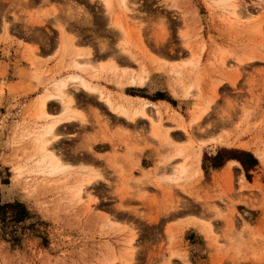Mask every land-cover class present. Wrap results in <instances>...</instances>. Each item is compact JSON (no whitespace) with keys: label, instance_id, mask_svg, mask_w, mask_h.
<instances>
[{"label":"rangeland","instance_id":"1","mask_svg":"<svg viewBox=\"0 0 264 264\" xmlns=\"http://www.w3.org/2000/svg\"><path fill=\"white\" fill-rule=\"evenodd\" d=\"M223 1L128 0L131 10L116 2L107 13L98 0H0V205L21 202L28 209L21 222L0 216V264H264V162L257 156L264 150V0H226L237 4V16ZM111 16L125 33L113 27ZM60 34L75 40L73 49L63 52ZM124 46L128 50L121 51ZM41 50L53 53V66ZM85 51H92L96 65L108 62L107 72L93 78L92 70H78L74 62ZM143 67L148 75L141 86L155 71L163 74L161 81L186 101L189 115L151 105L160 125L154 135L150 124L146 143L158 150L153 166L141 167L143 147L123 138L129 131L122 125L115 133L102 106L88 105L90 117L78 103L85 124L60 128L71 168L56 175L33 169L36 138L50 119L40 116V94L81 73L117 102L131 94V78ZM82 92L113 110L84 90L77 99ZM146 95L170 97L167 89ZM207 104L203 120L191 123ZM59 106L52 101L47 110L59 115ZM175 128L185 140L172 134ZM79 132L84 142L77 153L119 135L124 154L97 155L114 178L99 160L67 156L65 141ZM178 147L187 148L180 157L191 162L182 179L172 176L173 165L183 161L173 155ZM222 149L224 158L251 152L258 164L248 172L242 165L214 168ZM92 170L105 179L80 199L73 187ZM126 197L132 199L124 203Z\"/></svg>","mask_w":264,"mask_h":264},{"label":"bare ground","instance_id":"2","mask_svg":"<svg viewBox=\"0 0 264 264\" xmlns=\"http://www.w3.org/2000/svg\"><path fill=\"white\" fill-rule=\"evenodd\" d=\"M98 1L103 2L104 9L107 11V13L111 12V8L116 2H118V4L120 3L122 7H124V9L131 10V8L128 5V0H98ZM225 2L227 1L225 0L223 1V3L228 8L231 9L230 10L231 14L234 16H237L238 15L236 11L237 4L235 2H228V3H225ZM113 18L111 20L113 27L117 29L119 33H120V30H122V32L125 33L124 31L125 27L122 26L123 27L122 28L118 24L117 20ZM61 33H64V32H61ZM60 35H61L60 45H61L63 52L68 51L69 48L73 49L72 48L73 44H71L73 41L72 38L68 39L67 37L65 38L62 34ZM125 42L127 45V41ZM70 44L72 46H70ZM120 49L121 51L128 50L125 46ZM79 54H80L79 55L80 58L78 56V58L74 62V66L78 70H87V71L92 70L93 78L98 77V75L102 72H105V71L107 72V70L109 69L108 68L109 63L106 61H105L106 63L100 62L97 65L92 62V59H91L92 51L88 52L87 54L85 51L86 57H84V55H81V53ZM113 68L114 67H111V69ZM82 72H85V71H82ZM147 75H148V71L146 67H143L139 73L135 74L131 78V83L133 85L135 84L143 85L145 83ZM80 89L97 95L99 98L104 100V102L109 107H111L117 114L125 116L126 118H128L129 120L135 123H137V120L139 117L147 118V119L149 118L150 123L152 125V133L154 135L157 134L156 130L160 128V125L159 123L155 121V119L151 117L150 114H148V108L151 103H149L147 100H145L142 97H139L141 98V103L137 105L133 103V101L131 100L132 98L131 96V98L130 97H127V99L122 98V100L114 102L110 94L106 93L105 89L101 85L95 83L92 79L87 78L81 73L70 74L65 78L57 80L52 89L48 88L46 91H44V93L40 94L39 96L38 100H39L40 116L45 117L46 119L47 118H50V119L44 125L43 130L40 132L39 136L36 138L37 151L34 155L36 156L35 168L33 167L34 170L39 169V170L46 172L47 174L56 175V174L63 173L71 168L68 160L66 159L67 158L66 155L63 153L64 150L61 147V144L59 142V138L61 136L60 128L65 126V124L72 123L74 121L79 122L82 125L83 123L85 124L84 114L79 109L78 99H77V94H79L78 92L81 91ZM52 101H56V102L58 101V103L60 104L59 107H61V109H60L59 115H52L48 112L47 109L49 107V103H51ZM209 107H210L209 104L201 107L200 111L198 110L199 113L195 117H193V119L191 120V123H195V124L200 123L203 120V117L205 116ZM161 131H162V128H161ZM201 145H200V149L202 147ZM174 152L175 154L173 155L175 156L186 157L187 148L178 147L176 151ZM200 156H201V150L197 152L196 154L197 163H199L200 161ZM257 156L258 158H260V160L264 162V150L262 152H259ZM187 162L188 160L185 159L173 165L172 167L173 175L172 176H175L174 177L175 179H182L183 177L187 176L190 173L189 171L191 170H190L189 164L191 162L189 164ZM197 163L196 165H198ZM234 168H238V163L231 161L228 164L227 169L233 170ZM199 170H202V168ZM93 171L94 170H92L91 173L90 171H88L86 174H84L83 177H81V180L73 187V189H75L74 195L79 197L80 199L83 198L85 194L86 196L89 194V189H91L93 182L99 181L100 179L101 180L105 179L101 176V174L97 173V171H95L96 173ZM134 240H135V237L133 236V239L131 240L132 243Z\"/></svg>","mask_w":264,"mask_h":264},{"label":"crops","instance_id":"3","mask_svg":"<svg viewBox=\"0 0 264 264\" xmlns=\"http://www.w3.org/2000/svg\"><path fill=\"white\" fill-rule=\"evenodd\" d=\"M41 52H44V51L41 50ZM101 53H102L101 51H98L97 55L100 56ZM44 54H45V57H46L45 59H47L46 62L50 63V65L49 64L48 65L49 66H53V62L55 61V59L52 57L53 53L44 52ZM105 56H106V54H103V57H105ZM49 57H51V58H49ZM45 64H47V63H44V65ZM155 73L156 74H154V79L149 84H147L145 86H141L139 84H135V85H133L134 88L132 90L131 89L129 91L127 90L129 93H131L133 95L128 94L125 91H124L125 93H122L121 95L122 96H126V97H130V98L132 96L131 99H132V101H134L135 104H139V102H141V98H139L140 96H143L142 98H144V99L146 98L145 100H147L149 103H151L149 108H148V114L151 115V113H152L156 122H157L156 110L150 108L151 105H154V104L156 106H158V108H162V109H165L166 107L175 108L180 113H182L185 117H188L189 116L188 115V111H187L188 106H187L186 101L185 100L182 101L181 99L174 97L171 94V91H170L169 87L166 84L167 83V79H165L166 83L161 81V79H162V77L164 75L163 74H159L156 71H155ZM109 86L112 89H116L115 85H109ZM127 87H132V85L128 84L126 86V88ZM142 89H144V90H142ZM159 89H167L168 92H169L168 96H170V97H168V98L167 97L166 98H152V97H149V96L146 95V94H152V93H154L155 91H157ZM78 103L80 105V108L85 110L86 113L88 115H90V117H92L93 112H92L91 108L88 107V105H92V103H96V104L102 106L104 111L107 112V114L110 117V121H111L110 122V127H111V129L113 131H115V133H118V130H120V126L122 125V127L128 129V131H129L128 133H126L125 136H123V138L129 139L130 142H132V143L138 142L143 147V150H142L141 156H140V165H141V167L142 168H149V167L154 165L155 159L157 157V153H158L157 151L158 150H157L156 147L146 144L147 141L148 142L150 141L148 132H149V126L151 124L150 121L147 120V118H140L137 121V123L131 122L128 119H126L124 116H122L120 114H117L113 110L111 111L107 107H104L102 105L103 102L99 101L97 98L95 100L89 98V95L84 93V92H82L79 95ZM156 106H154V107H156ZM52 107H53V104H52ZM167 116L168 115H164V120L169 122V123H172V121ZM66 130L68 132L72 133V131H74L75 128H74V126H69ZM83 133L84 132H79L75 138L65 141L66 142L65 151H66L67 156L70 159H73V158H76V159L77 158H86V159L94 160V162H98V160H99V163L101 162V164H104L103 168H105V170H106L107 177L109 179L114 178L115 174L112 172L113 171L112 167H110L106 162H104L102 159H100L97 155H101V156L105 157L106 159H108L109 157H112L115 154H124V151L126 150V147L121 143V141L119 139V135H116L114 137V141H110L108 139L99 140V141H97V142L92 144L91 150H84V151H80L79 153H77L75 151V149L77 147H81V145L84 142L83 139H82ZM172 134H174V136H176V138L178 140H180V141H183L186 138V134L184 133V131L182 129L175 128L172 131ZM196 136H200L199 132L196 133ZM209 147H211V146H207L206 148H209ZM205 149H204V151H205ZM201 157H202V155L200 156V160H201ZM118 158L121 159V157H118ZM177 158L182 160L181 157H177ZM231 161H233L235 163H238V168L241 167V164L239 162H237V160L228 161L226 167H228V164ZM202 162H203V160H202ZM219 170L220 169H212V172L215 174ZM137 171L135 170L133 172V174L135 176L140 174L141 169H139ZM203 179H204V175L199 181L202 182ZM151 190L153 192H155L158 197H162L163 193L159 189H154V190L151 189ZM176 192L178 194L182 193L181 190H176ZM129 198L130 197H126L124 203L127 200H129ZM130 199H132V198H130ZM116 200L118 201V199H116ZM114 206H116V203L114 204ZM184 219H186V214L183 217L180 218V220H184ZM191 227H195V226L191 225ZM186 228H188V226ZM195 228H197V227H195Z\"/></svg>","mask_w":264,"mask_h":264},{"label":"trees","instance_id":"4","mask_svg":"<svg viewBox=\"0 0 264 264\" xmlns=\"http://www.w3.org/2000/svg\"><path fill=\"white\" fill-rule=\"evenodd\" d=\"M156 98H166L163 95H160ZM223 149L219 150L217 154L213 157V167L214 168H221L225 164H227L230 160H237L248 172L251 168L255 167L258 164V159L251 153L246 151H233L229 152L226 155V158L223 157ZM203 169L205 167L203 165ZM249 177V174H248ZM11 213L12 215L9 216L8 214ZM0 216L4 221L12 220L14 222H21L24 221L28 217V209L24 203L21 202H14V203H6L0 205Z\"/></svg>","mask_w":264,"mask_h":264}]
</instances>
